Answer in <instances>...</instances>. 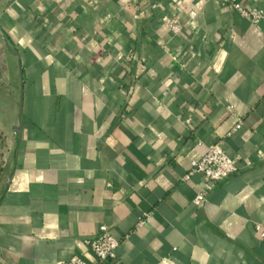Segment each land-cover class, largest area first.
<instances>
[{
    "label": "crops",
    "instance_id": "0c3cea01",
    "mask_svg": "<svg viewBox=\"0 0 264 264\" xmlns=\"http://www.w3.org/2000/svg\"><path fill=\"white\" fill-rule=\"evenodd\" d=\"M0 47V264H100L102 224L112 264H264V19L221 0H0ZM216 142L237 170L208 192L184 176Z\"/></svg>",
    "mask_w": 264,
    "mask_h": 264
},
{
    "label": "built area",
    "instance_id": "2783aa9c",
    "mask_svg": "<svg viewBox=\"0 0 264 264\" xmlns=\"http://www.w3.org/2000/svg\"><path fill=\"white\" fill-rule=\"evenodd\" d=\"M223 4L231 5L241 14L248 17L252 23L259 24L264 19V12L258 9H249L242 2L237 0H221ZM171 30L179 32L180 25L177 20L170 23ZM241 123L236 129L240 128ZM237 170L234 158L230 157L223 148L221 142L210 145L207 152L197 160L190 163V169L184 176V179H190L192 176H202L205 181V188L208 192L212 191L215 186L228 178ZM207 196L200 193L196 196L194 203L200 205L206 200ZM264 236V232L262 233ZM93 254L100 264H112L116 258L120 241L111 233L110 228L102 224L98 228L97 235L92 240L87 241ZM62 264H88L80 256H74L69 261Z\"/></svg>",
    "mask_w": 264,
    "mask_h": 264
},
{
    "label": "rangeland",
    "instance_id": "374dc122",
    "mask_svg": "<svg viewBox=\"0 0 264 264\" xmlns=\"http://www.w3.org/2000/svg\"><path fill=\"white\" fill-rule=\"evenodd\" d=\"M3 52H2V49H1V47H0V64H1V62H3V58L1 57V56H3ZM3 64H2V68H3ZM3 131L1 132V130H0V168H1V164H2V162L4 161V153H3V146H2V144H3V139H2V137H3Z\"/></svg>",
    "mask_w": 264,
    "mask_h": 264
},
{
    "label": "trees",
    "instance_id": "16d2710c",
    "mask_svg": "<svg viewBox=\"0 0 264 264\" xmlns=\"http://www.w3.org/2000/svg\"><path fill=\"white\" fill-rule=\"evenodd\" d=\"M3 49L5 50L4 47H3ZM23 78H24V73H23ZM2 164H4V162H2ZM6 177H7V173H5V171L3 170V167L0 168V192H1V190H3V184L6 180Z\"/></svg>",
    "mask_w": 264,
    "mask_h": 264
},
{
    "label": "water",
    "instance_id": "95a60500",
    "mask_svg": "<svg viewBox=\"0 0 264 264\" xmlns=\"http://www.w3.org/2000/svg\"><path fill=\"white\" fill-rule=\"evenodd\" d=\"M4 41H6V40H4ZM19 56V55H18ZM17 127H14V129H16ZM18 129H20V127H18Z\"/></svg>",
    "mask_w": 264,
    "mask_h": 264
}]
</instances>
